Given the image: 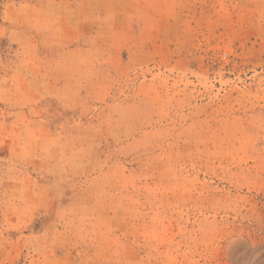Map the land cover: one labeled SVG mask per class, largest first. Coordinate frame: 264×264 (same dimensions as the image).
Segmentation results:
<instances>
[{
    "label": "rangeland",
    "instance_id": "obj_1",
    "mask_svg": "<svg viewBox=\"0 0 264 264\" xmlns=\"http://www.w3.org/2000/svg\"><path fill=\"white\" fill-rule=\"evenodd\" d=\"M0 264H264V0H0Z\"/></svg>",
    "mask_w": 264,
    "mask_h": 264
}]
</instances>
